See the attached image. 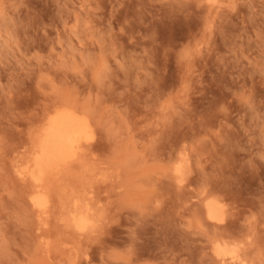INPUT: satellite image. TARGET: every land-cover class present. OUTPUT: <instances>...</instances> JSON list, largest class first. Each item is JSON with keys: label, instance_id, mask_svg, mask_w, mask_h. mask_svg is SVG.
<instances>
[{"label": "rangeland", "instance_id": "374dc122", "mask_svg": "<svg viewBox=\"0 0 264 264\" xmlns=\"http://www.w3.org/2000/svg\"><path fill=\"white\" fill-rule=\"evenodd\" d=\"M225 3L0 0V264H240L220 239L264 264V0ZM57 106L96 136L45 216L14 168ZM76 188L105 213L90 238L60 220Z\"/></svg>", "mask_w": 264, "mask_h": 264}, {"label": "bare ground", "instance_id": "6f19581e", "mask_svg": "<svg viewBox=\"0 0 264 264\" xmlns=\"http://www.w3.org/2000/svg\"><path fill=\"white\" fill-rule=\"evenodd\" d=\"M204 1L209 2L212 6L220 5L221 7L223 3H225V0ZM89 21L90 20L88 19V22ZM36 127H38V125ZM95 136L96 132L94 124L90 117L87 116V114H82L78 110L70 106H57V108L51 110L45 117V119H43L39 130L31 138L33 143V149L31 148V155L26 159L16 160V163L13 161L15 163L14 169L17 173L16 175H18L20 179L30 181V198L33 205L39 210V213L41 215L47 216L46 214L49 213V208L51 206V197L53 196H51V177L53 175L56 176V174H59V172L62 176L63 173L61 174V171H64V168L68 167L67 169L71 170L72 167L71 169H69L70 164H72L74 161L82 160L87 154L86 152L89 149V146L92 144L91 142L95 139ZM31 139L29 141H31ZM183 155L185 156V154ZM178 158L180 159V157ZM188 161L190 163V160ZM82 162L80 163V165L82 164ZM176 163V167H174L175 172H173L174 176L176 175L175 177L176 179H178V183L184 186L186 185L184 183H186L185 180L187 179V176L185 177L186 161L184 159H180V161H178L177 164ZM66 174L67 173H65L64 175ZM61 176L57 178H61ZM66 179L67 176L65 178V181ZM54 181L57 182L56 180ZM55 182L54 186L56 185ZM180 184L179 186H181ZM60 185H62V182ZM76 189V192L73 191L71 193L69 192L70 189L69 191L67 190L69 195L67 196V198H65L66 196L63 197L65 198L63 202L61 200L62 205H60L61 209L59 210L60 220L64 226V230L69 231L70 233L72 232L73 235L77 236L78 238H90L97 232H99L100 228H102L101 225L104 223L102 221L105 220H103V218H105V213H103V207H100V204L98 205L96 202H94L95 200L93 199L94 197L92 196L91 192H78L79 189ZM60 193L62 192L60 191ZM209 197L207 202H205V209L209 219L214 220V222L225 221L227 209L225 210L226 205L224 201L223 204L222 200ZM45 216H41L42 219ZM77 237L76 239H78ZM214 251L221 262L240 264H247L248 262L244 257L240 243L234 240H217V242L215 243Z\"/></svg>", "mask_w": 264, "mask_h": 264}]
</instances>
